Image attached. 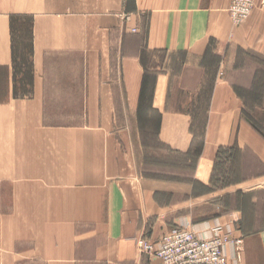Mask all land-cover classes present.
Instances as JSON below:
<instances>
[{
  "label": "crops",
  "instance_id": "1",
  "mask_svg": "<svg viewBox=\"0 0 264 264\" xmlns=\"http://www.w3.org/2000/svg\"><path fill=\"white\" fill-rule=\"evenodd\" d=\"M229 2L117 0L121 14L128 17L126 22L118 17L110 18L109 12L101 14L107 70L100 74L101 60L96 54L94 71H89L90 80L84 84L88 97L85 102L109 103L110 113L98 114L101 125L115 121L112 115L117 101L115 87H124L126 95L130 93L128 87L133 86V114H160L155 130L151 131L157 142L165 143L167 151L188 150L190 144L196 143L200 145V153L193 165L211 167L221 146L235 144L241 167L248 157L264 167L261 137L264 122H258L255 118L258 114H254L264 110V0H256L250 16L238 25L229 18L226 9ZM132 27L137 31L128 30ZM1 35L5 41L2 43L4 59L0 61V152L23 149L15 147L18 142L15 133L26 134L27 139L28 134H36L38 142L49 145L59 156L53 160L55 172L59 171L54 182H69L71 186L76 182L79 128L75 124L48 123L46 119L50 104H78L77 61L70 59L68 66L53 69L41 57L34 65L30 90L19 94L10 34L5 31ZM102 66L101 69L105 68ZM127 68L132 74L128 81ZM139 104L149 105L136 111ZM31 105L34 108L29 110ZM121 129L120 133L133 134L132 143L137 151L148 146L143 144V133L135 126ZM194 135L199 136L197 140ZM63 136H70L69 141ZM46 138L50 140L46 142ZM73 147L75 159L72 161L69 157V161L67 155L72 156ZM5 159L4 171L8 173L15 158L6 154ZM194 177L199 179L197 173ZM163 182L155 180V187L149 193L145 187L139 194L129 186L122 189L113 231L101 237L94 250L96 258L101 253L102 261L108 260L109 264H161L155 256L141 253L134 238L148 231L152 232L150 237H157L181 223L204 235L209 226L219 222L231 226L233 237L238 239L237 252L227 246V264H264V228L244 230L242 215L237 210L209 213L207 203L204 208L192 206L190 209L189 197L175 196L166 203L157 184ZM240 184H254L250 189L264 187V175L242 179ZM193 199L202 200L204 196L195 195Z\"/></svg>",
  "mask_w": 264,
  "mask_h": 264
},
{
  "label": "rangeland",
  "instance_id": "2",
  "mask_svg": "<svg viewBox=\"0 0 264 264\" xmlns=\"http://www.w3.org/2000/svg\"><path fill=\"white\" fill-rule=\"evenodd\" d=\"M108 12L110 18L118 17L122 22L128 18L121 14L117 0H0V61L5 41L1 33L8 31L19 94L30 90L34 65L41 57L53 69L75 60L79 72L78 104H50L46 119L79 128L76 182L71 186L69 182H54L59 171L55 172L53 160L59 156L49 145L38 142L36 134H28L27 139L26 134L15 133V147L23 149L0 152V264H109L102 261L101 253L96 258L94 250L101 237L113 231L122 189L129 186L139 194L145 187L149 193L155 180L164 181L157 184L166 203L175 196L189 197L190 209L204 208L207 203L209 213L237 210L244 230L264 228V187L250 189L254 184H240L242 179L264 175V167L251 157L241 167L235 144L221 146L211 167L196 168L193 163L200 145L192 143L188 150L177 153L167 151L165 143L157 142L151 131L160 114H133V86L126 95L124 87H115V121L101 125L99 116L110 113L109 103L85 102L84 84L90 80L89 71H94L96 54L101 60L100 74L107 70L101 14ZM128 30L137 31L135 27ZM110 47H114L113 41ZM102 65L105 68L101 69ZM126 72L128 81L132 74L129 68ZM148 105L139 104L136 111ZM254 114H258V122H264L260 115L264 110ZM129 126L143 133L141 140L148 146L142 151L133 146V134L119 132ZM198 137L193 136L195 140ZM261 137L264 139V134ZM72 149L69 161V157L75 159V147ZM6 154L15 158L8 173L4 171ZM196 173L199 179L194 177ZM195 195L204 199L194 201ZM151 233L140 235L158 237H150Z\"/></svg>",
  "mask_w": 264,
  "mask_h": 264
},
{
  "label": "built area",
  "instance_id": "3",
  "mask_svg": "<svg viewBox=\"0 0 264 264\" xmlns=\"http://www.w3.org/2000/svg\"><path fill=\"white\" fill-rule=\"evenodd\" d=\"M256 0H230L227 12L233 24H241L251 14ZM141 253L155 256L161 264H227V246L238 251V239L232 227L219 222L200 235L184 223L158 235L156 239L140 235L134 238Z\"/></svg>",
  "mask_w": 264,
  "mask_h": 264
}]
</instances>
